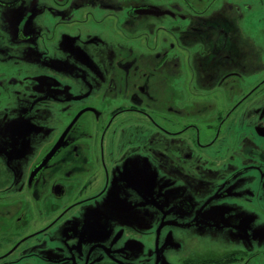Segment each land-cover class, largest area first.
Instances as JSON below:
<instances>
[{
    "label": "flooded vegetation",
    "instance_id": "obj_1",
    "mask_svg": "<svg viewBox=\"0 0 264 264\" xmlns=\"http://www.w3.org/2000/svg\"><path fill=\"white\" fill-rule=\"evenodd\" d=\"M0 264H264V0H0Z\"/></svg>",
    "mask_w": 264,
    "mask_h": 264
}]
</instances>
